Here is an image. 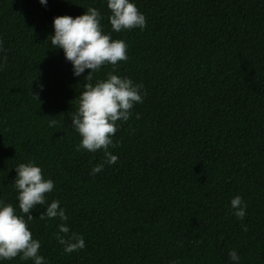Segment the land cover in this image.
I'll return each mask as SVG.
<instances>
[{"label": "trees", "instance_id": "obj_1", "mask_svg": "<svg viewBox=\"0 0 264 264\" xmlns=\"http://www.w3.org/2000/svg\"><path fill=\"white\" fill-rule=\"evenodd\" d=\"M134 3L145 28L116 33L106 0H0V200L17 206L20 162L53 181L47 199L60 201L86 247L64 253L53 235L60 221L40 220L37 206L27 226L48 264H231L230 249L239 264H264V0ZM88 7L128 45L115 74L146 93L117 121L108 149L117 162L95 176L103 153L77 150L71 129L83 75L47 37L54 16ZM235 195L243 220L229 206Z\"/></svg>", "mask_w": 264, "mask_h": 264}, {"label": "clouds", "instance_id": "obj_2", "mask_svg": "<svg viewBox=\"0 0 264 264\" xmlns=\"http://www.w3.org/2000/svg\"><path fill=\"white\" fill-rule=\"evenodd\" d=\"M39 3L46 5L47 0H39ZM106 7L112 32L145 28L146 18L134 0H106ZM102 19L101 12L95 7H88L84 13L74 17L57 15L52 18L53 32L47 36L51 47L60 49L64 59L70 62L72 75H83V90L78 94L77 106L70 120L71 129L80 137L77 150L103 153V159L91 167V176L101 172L106 164L117 162L118 156L108 150L109 146L115 147L112 137L118 128L117 121H128L133 106L142 103L146 95L142 83H134L127 76L115 74L118 62L128 59V45L105 32ZM3 51L0 43V52ZM4 60L6 56L0 57V61ZM104 65H111L113 71L94 80V74ZM85 70L89 71L85 74ZM55 124V120L49 121L50 126ZM14 169L12 185L16 190L17 206L0 200V262L19 257L21 262L31 260L32 264H48L46 258L39 254L40 241L33 238L27 226L34 219L31 213L37 206L44 209L38 214L40 220L60 221L53 235L64 253L83 250L86 247L84 237L70 230L60 201L47 199V194L53 190V181L45 178L41 167L31 160L18 163ZM229 206L238 220L244 219L246 205L240 195L232 197ZM243 230H247L246 226ZM227 256L231 264H239L240 257L235 249H230ZM170 264H176V261H170Z\"/></svg>", "mask_w": 264, "mask_h": 264}]
</instances>
